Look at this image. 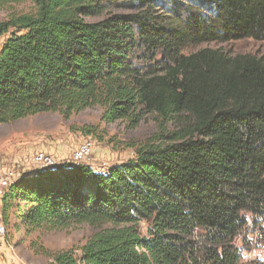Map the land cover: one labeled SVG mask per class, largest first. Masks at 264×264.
I'll return each mask as SVG.
<instances>
[{
	"label": "trees",
	"instance_id": "1",
	"mask_svg": "<svg viewBox=\"0 0 264 264\" xmlns=\"http://www.w3.org/2000/svg\"><path fill=\"white\" fill-rule=\"evenodd\" d=\"M24 1L33 11L0 20V123L98 105L105 122L183 126L103 170L20 175L1 197L5 223L99 227L78 247L40 248L49 264H241L246 216L264 219V57L183 49L264 40V0Z\"/></svg>",
	"mask_w": 264,
	"mask_h": 264
},
{
	"label": "rangeland",
	"instance_id": "2",
	"mask_svg": "<svg viewBox=\"0 0 264 264\" xmlns=\"http://www.w3.org/2000/svg\"><path fill=\"white\" fill-rule=\"evenodd\" d=\"M31 11L33 4L29 1L8 2L0 7V20L10 13ZM92 19L96 20L98 17ZM5 37H0V46ZM205 47L222 50L231 56L250 54L264 57V40L252 38L201 43L187 46L183 52L191 53ZM101 113V107L96 105L73 112L68 117L58 112H41L13 122L0 123V165L13 167L19 175L32 172L36 169L29 159L37 150H44L52 155L55 165L71 163L72 150L83 141H90L91 153L82 163L103 170L132 159L135 147L140 143L177 132L183 126V123L176 121H161L156 114L150 113L131 127L125 120L102 121ZM18 205L21 210H25L23 201ZM251 218L246 216L247 230L238 240V245L243 243L240 249L249 253L254 249L264 253V219L254 217L259 222L256 225L251 222ZM12 222L18 225L19 219ZM6 227L5 243L0 246V264H49L50 256L43 254L40 248L54 253L78 247L99 228L87 223L72 224L61 229L41 228L30 231L20 225L14 228L6 224ZM140 227L144 232L146 224L142 223Z\"/></svg>",
	"mask_w": 264,
	"mask_h": 264
},
{
	"label": "built area",
	"instance_id": "3",
	"mask_svg": "<svg viewBox=\"0 0 264 264\" xmlns=\"http://www.w3.org/2000/svg\"><path fill=\"white\" fill-rule=\"evenodd\" d=\"M91 150V142L83 141L72 150L70 156L71 163H82L89 157ZM29 162L33 164L36 170L55 166L54 157L44 150L35 151L31 155ZM19 176L13 167L0 165V199L7 187ZM6 235L7 227L0 209V246L5 243Z\"/></svg>",
	"mask_w": 264,
	"mask_h": 264
},
{
	"label": "clouds",
	"instance_id": "4",
	"mask_svg": "<svg viewBox=\"0 0 264 264\" xmlns=\"http://www.w3.org/2000/svg\"><path fill=\"white\" fill-rule=\"evenodd\" d=\"M251 240V237H249ZM240 262L241 264H248V262L255 258L259 261V264H264V253H261L260 251L253 250L251 253H249L247 250L241 249L239 252Z\"/></svg>",
	"mask_w": 264,
	"mask_h": 264
}]
</instances>
